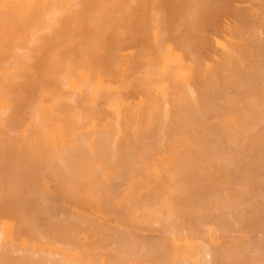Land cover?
Returning a JSON list of instances; mask_svg holds the SVG:
<instances>
[{"label":"bare ground","instance_id":"6f19581e","mask_svg":"<svg viewBox=\"0 0 264 264\" xmlns=\"http://www.w3.org/2000/svg\"><path fill=\"white\" fill-rule=\"evenodd\" d=\"M251 2L0 0V264H264Z\"/></svg>","mask_w":264,"mask_h":264},{"label":"rangeland","instance_id":"374dc122","mask_svg":"<svg viewBox=\"0 0 264 264\" xmlns=\"http://www.w3.org/2000/svg\"><path fill=\"white\" fill-rule=\"evenodd\" d=\"M253 1L255 2V4H256V3H258V5L261 4L260 0H259V1H258V0H253ZM254 2H253V3H254ZM249 3H250V2H249ZM249 3L247 2V4H241V6H242V5H243V6H246V5L248 6ZM251 3H252V2H251ZM253 3H252V4H253ZM252 4H251V5H252ZM262 4H263V2H262ZM236 5H237L238 7L240 6V4H238V3H236ZM263 5H264V4H263ZM262 7H263V6H262ZM251 8H252V7H251ZM251 8H250V9H251ZM258 8H259V7H258ZM250 9H249L248 11L250 12V14L254 12V13H253V15H254V14H256V13H259V10H260L261 8H260L259 10H257V11H256L257 7H256V9H255V7H253L251 11H250ZM254 10H255L256 12H255ZM260 11H261V10H260ZM249 12H248V13H249ZM262 12H263L262 14H261V12H260L261 15L259 14V21H260L261 18L264 20V16H262V15L264 14V10H263ZM250 14H249V15H250ZM251 15H252V14H251ZM257 15H258V14H257ZM254 17L256 18V16H254ZM254 17H253L252 19H254ZM256 19H257V18H256ZM254 21H255V23H256V22H258V19H257V20H254ZM257 24H258V26H260V25H259L260 23H256L255 26H257ZM261 24H263V21H262ZM224 25H225V24H223L222 26H224ZM261 26H262V25H261ZM224 28H225V26H224ZM259 29H260V28H259ZM262 30H264V27L262 28ZM262 30H261V31H262ZM257 31H259L258 28H257ZM261 31H260V32H261ZM263 33H264V32H263ZM221 34H224V33H221ZM258 34H260V33H258ZM260 35H261V34H260ZM261 36H264V34L261 35ZM258 37H260V36H258ZM261 39H262V37H261ZM263 40H264V39H263ZM259 41H262V40L259 39ZM262 52H263V51H262ZM262 54L264 55V52H263ZM262 58L264 59V57H262ZM87 213H88V214L90 213V215H89L90 217L97 218V213H96L95 211H93L92 209H88V210H87Z\"/></svg>","mask_w":264,"mask_h":264}]
</instances>
